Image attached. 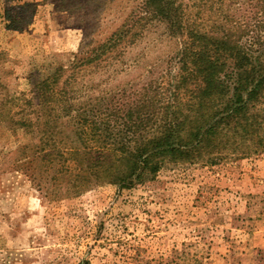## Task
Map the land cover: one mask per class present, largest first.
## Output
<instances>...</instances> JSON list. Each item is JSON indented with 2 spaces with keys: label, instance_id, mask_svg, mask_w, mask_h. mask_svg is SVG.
I'll list each match as a JSON object with an SVG mask.
<instances>
[{
  "label": "rangeland",
  "instance_id": "1",
  "mask_svg": "<svg viewBox=\"0 0 264 264\" xmlns=\"http://www.w3.org/2000/svg\"><path fill=\"white\" fill-rule=\"evenodd\" d=\"M262 1H224L245 40H264ZM24 2L35 4L31 23L7 28L5 8ZM181 2L198 12V1ZM141 3L0 0V264H264V153L167 163L133 188L103 184L71 196L20 169L17 149L30 138L14 124L12 101L58 67L72 68ZM179 48L163 24L144 20L133 37L73 72L72 86L94 103L126 97L151 80L167 82Z\"/></svg>",
  "mask_w": 264,
  "mask_h": 264
},
{
  "label": "trees",
  "instance_id": "2",
  "mask_svg": "<svg viewBox=\"0 0 264 264\" xmlns=\"http://www.w3.org/2000/svg\"><path fill=\"white\" fill-rule=\"evenodd\" d=\"M194 1L195 13L181 0H142L72 68L58 67L34 82L31 95L12 101L20 116L14 124L30 138L17 149L28 177L51 180L71 196L103 184L133 188L167 163L216 165L264 153V40L244 39L230 23L225 0ZM34 7L7 6L6 27L24 31ZM144 20L163 24L180 40L174 74L126 97L78 98L73 72L133 37Z\"/></svg>",
  "mask_w": 264,
  "mask_h": 264
}]
</instances>
